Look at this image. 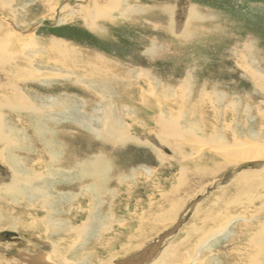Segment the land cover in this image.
<instances>
[{
	"label": "rangeland",
	"instance_id": "374dc122",
	"mask_svg": "<svg viewBox=\"0 0 264 264\" xmlns=\"http://www.w3.org/2000/svg\"><path fill=\"white\" fill-rule=\"evenodd\" d=\"M77 6L86 7V0H0V25L8 27L0 26V264H28L29 257L39 254L50 258L49 264H128L130 257L155 246L153 258L143 264H252L256 227L264 224V213L255 215L264 210V158L226 167L231 159L222 153L227 150L210 141L223 139L221 145L230 147L237 136L248 143L243 151L264 148V0H124L121 11L96 19L92 27ZM161 7L179 13L180 40L167 32L172 17ZM128 8L133 10L123 12ZM12 32L17 38H10ZM29 37L32 45H22ZM52 42L75 52L52 47ZM151 42L166 43L168 49L145 58L142 46ZM31 47L45 51L35 68L27 58ZM92 59L115 64L117 81L102 78L107 83L97 87L90 81L83 85L53 78L66 67L71 75H82ZM122 70L139 72L125 76ZM29 75L38 80L24 81ZM21 92L37 107L49 109L30 106ZM100 95L118 106L127 103L135 114L123 118L131 128L123 146L103 145L93 130L97 124L89 128L78 122L101 107ZM46 96L53 101H44ZM161 102V109L153 105ZM161 112L181 118H175L183 128L180 139L172 132L169 141L164 133L170 147L154 140L162 128L157 120ZM43 115L45 130L53 132L45 139L64 148L55 160L38 136ZM184 127H194L197 134ZM151 134L152 147L136 143ZM85 135L91 142L83 140ZM90 147L112 166L96 201L84 190L93 180H77L79 163L86 158L68 159ZM48 168L53 177L47 176ZM195 171L200 175L194 176ZM17 183L22 195L14 199L5 192ZM31 184L48 188L51 196L28 200L25 185L32 190ZM92 212L108 219L80 243L72 231L89 223ZM215 216L216 222H208ZM47 219L65 225L59 230ZM229 222L227 232L214 236ZM166 249L164 259L157 260Z\"/></svg>",
	"mask_w": 264,
	"mask_h": 264
},
{
	"label": "bare ground",
	"instance_id": "6f19581e",
	"mask_svg": "<svg viewBox=\"0 0 264 264\" xmlns=\"http://www.w3.org/2000/svg\"><path fill=\"white\" fill-rule=\"evenodd\" d=\"M77 1V0H76ZM84 2V1H83ZM123 3H124V0H86V7H83L81 8L82 6H77V8H80L79 12L83 15L82 18L85 22V24L88 26V24L92 27V25H94L96 22L95 20L98 19V18H102V17H112L114 15L115 12L117 11H121L123 8ZM164 3V2H163ZM126 5V4H125ZM90 6V7H89ZM162 6V5H161ZM169 6V5H168ZM65 8V7H64ZM70 8V7H69ZM68 8V9H69ZM73 8V7H72ZM164 8V7H163ZM161 7V9H163ZM190 8V7H189ZM55 10H57L58 8H54ZM130 9L132 8H128L126 11H123V12H129ZM165 11H162L164 14H168V15H171L172 19H170L169 21V26H167L166 29L167 32H169L170 35H172L173 38H177L178 40H180V23L177 19H175V16L177 17H180L179 13L177 14L175 12L176 8L170 10L172 11V13H169V7H165L164 8ZM193 9V8H191ZM190 9V10H191ZM133 10V9H132ZM67 9H64L62 10V12H66ZM61 12V14H62ZM134 12H138V10H134ZM175 12V13H174ZM74 13V12H73ZM75 13H78V10L75 11ZM74 13V14H75ZM192 14L194 12H191ZM70 15V13L68 14ZM72 15V14H71ZM201 15V14H199ZM198 15V16H199ZM191 16V15H190ZM74 18V17H73ZM111 19V18H110ZM60 20V19H59ZM63 22V21H61ZM60 23V22H59ZM165 25V24H164ZM1 27H4L3 25H0ZM166 26V25H165ZM183 25H181L182 27ZM186 26V25H185ZM94 27V26H93ZM4 28H8V27H4ZM186 28V31H187V28L188 27H185ZM162 30V31H165L166 33V30ZM182 29V28H181ZM184 29V28H183ZM182 29V30H183ZM184 31V30H183ZM193 32V31H192ZM184 33V32H183ZM196 33V32H195ZM167 34V33H166ZM168 34V35H169ZM190 34V33H189ZM6 35V34H5ZM10 38H17V34H15L14 32H12L10 34ZM169 35V36H170ZM182 35V34H181ZM187 35V34H186ZM194 35V34H192ZM191 35V36H192ZM4 36V35H3ZM7 36V35H6ZM167 36V35H166ZM165 36V37H166ZM189 36V35H188ZM161 37V36H160ZM9 38V37H8ZM20 38V37H19ZM125 38V37H124ZM167 38V37H166ZM189 38V37H188ZM165 39V38H164ZM168 39V38H167ZM30 40L32 41L33 39L31 37H29L27 39V42L25 41L24 44L22 45H26L27 47L32 45V43H29L27 44L28 42H30ZM138 40V39H137ZM146 41V40H145ZM175 41V39H174ZM170 43V42H169ZM52 47H57L59 48V50H65V51H69V52H72L74 53L75 51L74 50H67L65 46H63V44L61 43H58V42H52ZM144 45V44H143ZM171 45V44H170ZM175 45V43H174ZM177 45V44H176ZM143 47V54L145 56V58H155V57H159L162 52L164 53V49H168V46L166 45V43H152L149 44V46L147 47L146 44ZM172 48V46H171ZM175 48V47H173ZM33 47L30 48L29 50V55H28V61L30 63V65L35 68V65L36 63L38 62H43L44 59L43 58H39V56H43L42 54H45V51H40V50H36V49H33ZM132 50H135L134 48H132ZM173 51V50H172ZM132 52V51H131ZM51 53H56L55 51H51ZM37 54V56L35 55ZM170 54H172L173 56L176 55L175 52H170ZM97 58H99L100 60H103V58H101L100 56H97ZM68 59H72V58H63V61H67ZM47 60V58H46ZM96 60V59H95ZM55 61V60H54ZM49 62V61H48ZM87 62V61H86ZM92 62L94 63H91V62H87L86 66L84 67V71L86 73H83L82 75H71V73L68 71V70H71L69 69L68 67H66L64 69V73H58V74H54L55 76L53 78H58V79H70V80H73L74 79V83L76 84H83L85 85L84 83L85 82H88L90 81L91 84H94L95 86L99 87V82H102V83H107L106 82H103L102 78L105 80V79H108L109 82L111 81H114L116 82L117 80H114L115 78L114 77H117L119 78L120 76H117L115 74V67L116 65L113 64V63H109L107 61V64H105L104 61H94L92 59ZM50 63V62H49ZM123 66V65H122ZM43 67V66H42ZM48 67H51V66H48ZM44 69H46V67H43ZM58 72H59V68L56 67V69ZM80 70L82 71L83 69L80 68ZM132 71V72H130ZM83 72V71H82ZM90 72V73H89ZM133 72H136L138 73L139 71H134V70H129V72H126V74H124V70H122V74H124L125 76H130V73H133ZM145 73V72H144ZM188 73V72H187ZM85 77L84 79L81 78V77ZM53 79V80H55ZM155 79V78H154ZM27 80H31L32 82L35 81V80H38V76H32V75H29L27 76V78L24 80V81H27ZM52 78H45V81L44 82H47V81H53ZM131 80H135L134 77H132ZM130 80V81H131ZM129 82V81H127ZM210 82H211V79H210ZM208 83V82H207ZM150 84V83H149ZM148 84V85H149ZM163 85V84H162ZM86 87V86H85ZM104 89V87H103ZM181 89V88H180ZM152 90V89H151ZM166 90V89H165ZM33 91V90H32ZM31 91V92H32ZM154 91V90H153ZM163 91H164V88H163ZM171 92V91H170ZM33 93H35V91H33ZM147 93V92H146ZM152 93V92H151ZM162 93V92H161ZM37 94V93H35ZM104 94V93H103ZM124 94L125 93H120L119 96H121V99H125L124 98ZM163 96L165 95H168L167 92H163ZM170 94V93H169ZM155 95H158V94H155ZM154 95V96H155ZM21 96L24 98L25 102L27 101V103L34 107V108H37L38 109H41V110H48L49 107H37L34 103H32L29 99V96L27 95V93L24 95L22 92H21ZM145 96V94H144ZM150 97V96H149ZM160 97V96H159ZM158 97V98H159ZM169 97V96H168ZM111 98V97H110ZM108 98V99H110ZM152 98V97H150ZM154 98V97H153ZM108 99H104V97L102 95H100V100L98 102L102 103L101 107L98 109V108H94L95 110H93L92 112H90L89 114L85 115V116H81L82 118L78 117V122L79 124H82V125H85V126H88L89 128H93V126L95 124H97V127L93 128V130H95L94 132L98 135V140L101 141L100 143H102L103 145L104 144H108L110 146H117V144H120L121 146H123L122 144L123 143H128L129 140H130V137H128V131H130L129 127H130V124L128 125L125 120H127L128 118H134L135 117V114H130L129 111H130V107L127 106V103L125 106H118L117 103H113V102H108ZM145 104L147 105V99H145ZM44 101L46 102H52L53 101V97L51 96H46V99H44ZM126 101H130V99H126ZM165 101V100H163ZM167 101V100H166ZM46 104H50L51 103H46ZM154 106H158V108H162L160 106L163 105V103H159L158 105L156 103H153ZM3 109V108H2ZM145 109H149L147 106L145 107ZM159 109V110H160ZM132 110V109H131ZM28 111V110H27ZM122 112V113H120ZM170 113V112H169ZM182 114V113H181ZM176 115V114H175ZM180 116V115H179ZM177 115V117L175 116H170L168 113H164V112H161L159 113L158 118L157 120H160L159 123L162 125V128L159 129L158 128V131L159 134L156 136V138L154 140H158L157 143L155 141L156 144H159L160 145H167L170 147L171 143L169 142L170 141V138L173 137L172 135V132H174V134L176 135V138L180 139L181 136L180 134H183V132H180L181 128L180 129L178 128L180 124H178L181 120V118ZM38 117H40V115H38ZM47 116L46 115H43L41 116V120L44 122H41L39 127H40V133L38 136H42L44 138V147L45 145L47 146L48 149L51 150V152H49L51 158L53 160L59 158L62 156L63 154V151H64V148L62 149V145L59 146V144H54L53 141H48L45 139V136L46 135H51L50 133H53V132H50L48 130H45V125L47 122H45V118ZM174 117V118H173ZM179 117L180 120H177ZM123 118L125 120H123ZM177 118V119H175ZM192 118V117H191ZM39 121V120H38ZM57 121V120H56ZM48 122H52V121H48ZM134 123H140L139 120H134ZM156 124H157V121H156ZM169 124V129H167V125ZM191 124V123H189ZM187 125V124H186ZM183 129V128H182ZM184 130L186 133L188 134H193V135H196V130L194 127H189V128H185L184 127ZM183 131V130H182ZM198 131V130H197ZM166 132V133H165ZM20 134V132H18ZM168 136V140H167V137L165 136V134ZM101 135V136H100ZM152 136L154 135H150L148 137V140L147 141H144V140H138L136 143L139 145V146H145V147H152L150 146V143H148V141L150 140V138H152ZM24 139V137H22ZM91 136L90 135H85L83 137V140L84 141H89L91 142L90 140ZM163 138H166V140H163ZM233 143L231 144L230 147H228V144H226L225 146H222L221 143L223 141L216 138V139H213L211 140L210 142L213 144V145H218L220 146V149L222 148L223 150H227L225 151L224 153H222L223 155L226 156V158L228 159V156H230V159L231 160H226V162H229L227 165H225L226 167L227 166H230V165H235V166H238L240 165L241 163H246V162H256V160L258 159H261V158H264V148L261 150V149H257L256 148V145L254 147V149H245V151H243V149L245 148L244 146L246 145L247 142H243L241 141L240 138H238L237 136H233ZM256 136L254 137L253 140H255ZM152 139V140H153ZM42 143V142H41ZM248 144V143H247ZM89 145V144H88ZM87 145V146H88ZM157 146V145H156ZM159 147V146H157ZM204 147V146H202ZM13 149V146L11 147ZM24 148V146H23ZM154 148V147H153ZM208 148V147H207ZM88 149L89 152L86 150ZM95 149V148H94ZM228 149H232V151H229ZM100 151V149H98ZM103 150V148H102ZM157 150V149H156ZM9 151V150H7ZM82 152V154H68V159H78V158H86V161L82 162V163H79V171H78V179L79 181H81L83 178H90L91 180H93V183L86 186L84 188V190H86V194H91L92 196V201H96L94 200V198H96V196L98 195L99 196V193H100V187L98 186H102L100 185L102 182H105L107 183L108 182V179H110V177H106V174L110 172V167L112 169V166L109 164V162H107L105 160V156H103L101 153H99V156L96 157L94 154V152H92V148H85L83 150H80ZM86 151V153H85ZM110 151V150H108ZM113 152V151H112ZM173 153H175L174 150H172ZM98 153V152H97ZM160 153V152H159ZM158 153V154H159ZM234 153V154H233ZM157 156H159V158L163 161V155L162 153L159 154ZM97 155V154H96ZM65 157V156H64ZM94 157H96L95 159H93ZM115 157V156H114ZM261 157V158H260ZM64 159V158H63ZM159 159V160H160ZM225 159V158H224ZM59 160V159H58ZM233 160V161H232ZM182 162V161H181ZM51 168H48V171H47V176L48 177H53V172L50 170ZM198 169V168H196ZM184 171V170H182ZM262 171V170H261ZM261 171H258V172H254L252 173L251 175H255ZM263 173V172H262ZM195 175H200V173H198V171H195L194 172V176ZM260 175V174H259ZM240 176V175H239ZM250 176V175H249ZM38 177V176H37ZM195 178V177H194ZM199 178V177H198ZM197 178V179H198ZM244 178V177H243ZM37 181H41V180H37ZM244 182V181H243ZM241 182V183H243ZM264 183V182H263ZM262 183V184H263ZM230 184V183H229ZM228 184V185H229ZM67 185V184H66ZM32 186V190L30 188H27L28 185H25L26 187V190L29 192V195H28V200H30V198H33L34 196H38L40 197L41 194L44 195V196H47V195H50L48 194L47 192V189H44V188H39L37 187V185H30ZM84 186V185H83ZM227 186V185H226ZM248 186V185H247ZM228 187V186H227ZM257 187V186H256ZM259 187V186H258ZM257 187V188H258ZM87 188V189H86ZM82 189V188H81ZM8 190H9V196L12 197V198H16L18 195L21 196L22 195V192H21V188L19 186V184H15V186H8V189L6 190L5 194L8 193ZM85 192V191H84ZM224 192V191H223ZM105 194H110V191H108L107 189H105L104 191ZM18 194V195H17ZM214 195V194H213ZM51 196V195H50ZM90 201V200H89ZM237 203V202H236ZM90 204V202L88 203ZM214 204V203H213ZM240 205V204H239ZM199 206V205H198ZM93 208V207H92ZM172 209V208H171ZM199 209L200 207L197 209L196 208V212L195 214L193 215V217L195 215H198L199 213ZM88 210V209H87ZM93 210V209H91ZM175 210V209H174ZM259 212H262L264 213V210H261V211H258L256 212L255 215H257ZM95 213L92 212V218H95V219H92L90 218V222L87 223L84 227H79L77 228L76 230L72 231L73 232V235L76 237H79L80 238V243L81 242H85V240H87V236L88 234L90 233L89 230L91 229H94V228H98L100 226H104V221L108 219V216H104V217H99V216H96V214L94 215ZM264 215V214H263ZM89 217V216H88ZM252 217V216H251ZM164 219V218H163ZM216 219V220H215ZM219 218L217 216H215L214 219H208V222H216ZM231 219V218H230ZM233 219V218H232ZM48 220V219H47ZM104 220V221H103ZM175 220V218H174ZM173 220V222H175ZM235 220V219H234ZM240 219H237V221H239ZM50 223H51V226L54 225V226H57L59 228V230L63 229V226L65 225L64 222H60V221H55V222H52L50 220H48ZM164 221V220H163ZM161 221V222H163ZM167 221V220H166ZM160 222V223H161ZM172 222V223H173ZM235 222V221H234ZM254 222V221H253ZM247 224V223H246ZM174 225V224H173ZM172 225V226H173ZM225 225V224H224ZM231 223L229 222L227 225L223 226L224 228L223 229H218L216 231V233L214 234L211 233V234H214V236H216L217 234L221 235L222 233H225L228 231L229 227H230ZM170 226V227H172ZM259 227H256V228H259V231L256 233V235L258 234L257 237H255V241L253 240V243H255L256 247H254L255 251L251 254V258H252V264H264V224L263 225H258ZM169 227V229H170ZM175 227V226H174ZM173 227V228H174ZM250 228V226H249ZM10 234V233H8ZM57 234V233H55ZM76 234V235H75ZM218 235V237H219ZM213 236V235H212ZM171 237V236H170ZM209 237V236H208ZM246 237V236H245ZM244 237V238H245ZM189 238V237H188ZM213 238V237H211ZM217 238V237H216ZM208 239V238H207ZM215 239V238H214ZM210 240V239H209ZM161 241V240H160ZM211 242V241H210ZM201 243V242H200ZM156 244V243H155ZM159 244H162L161 242ZM205 244L203 242V245L202 247H204ZM141 247V246H140ZM156 247V246H155ZM154 247V248H155ZM200 248V247H199ZM151 248H149L146 253L150 250ZM154 250V251H153ZM152 253L148 255V258L147 260H150L151 258H153V255L155 254V251H156V248L153 249ZM167 250H163L161 251L160 254H157L156 257H158L157 260H163L164 259V256L166 255L167 253ZM140 252V250H139ZM146 253L144 255L141 256V254H135L134 256L130 257L129 261L130 263L128 264H138L137 262L142 260V258L146 256ZM168 256V255H167ZM33 258V263L34 264H47L48 262H50V258H48L47 256H45L44 254H39L35 257H32ZM196 261V260H195ZM204 261V260H203ZM164 262V261H163ZM52 263V262H51ZM200 263V262H199ZM49 264V263H48ZM73 264V263H72ZM74 264H77V263H74ZM82 264V263H80ZM149 264H153V263H149ZM155 264H158V263H155Z\"/></svg>",
	"mask_w": 264,
	"mask_h": 264
},
{
	"label": "water",
	"instance_id": "95a60500",
	"mask_svg": "<svg viewBox=\"0 0 264 264\" xmlns=\"http://www.w3.org/2000/svg\"><path fill=\"white\" fill-rule=\"evenodd\" d=\"M155 248H156V247H155ZM155 248L152 247V248L146 253L145 258L143 257L142 260H140V261L137 262V263H138V264H143V263L147 260L148 255L151 254V253L154 251L153 249H155ZM152 250H153V251H152ZM27 263H28V264H34V263H33V258H32V257H29L28 260H27Z\"/></svg>",
	"mask_w": 264,
	"mask_h": 264
}]
</instances>
